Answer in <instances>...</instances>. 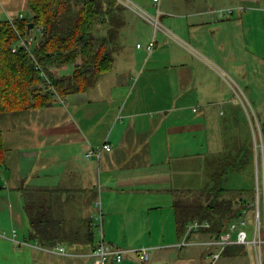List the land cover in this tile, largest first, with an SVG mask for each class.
Returning <instances> with one entry per match:
<instances>
[{
	"label": "crops",
	"instance_id": "0c3cea01",
	"mask_svg": "<svg viewBox=\"0 0 264 264\" xmlns=\"http://www.w3.org/2000/svg\"><path fill=\"white\" fill-rule=\"evenodd\" d=\"M235 1L231 5L242 3V0ZM257 1L246 0L245 3L252 7ZM240 9L244 10V7L240 6ZM199 15L201 19L189 22L182 21L181 17L173 18L172 26L179 35L199 44L197 34H206L205 28H211L215 34L218 20L230 17V14L228 17L216 15L214 9H205ZM216 33L214 38L220 37ZM160 41L164 44V37ZM160 41H157V46ZM157 46L150 53L143 50L133 51L137 56L125 55L122 66L126 72L123 75L121 71H115L114 62L108 72L111 74L109 78L98 85L101 87L108 83L112 87L107 100L110 101V111L98 113L99 117L89 110L98 100L91 86L87 91L65 97L55 95L52 103L44 107L47 109L44 116L52 119L38 128L44 143L30 145L22 152L13 187L18 190L25 182L27 187L38 193L42 190L50 200L55 201L54 212L65 216L66 225L80 232L79 240L66 244L68 251L74 255H60L62 258L59 261H52L47 257L51 253L43 251L46 256L37 253L24 257L22 261L25 264H86L90 260L87 254L94 244L84 234L93 221L95 240H98L96 217L99 200L104 215L105 241L106 232L108 235L115 233L116 225L120 230L119 235L109 236L108 243L112 246L126 249L152 247L154 252L163 241L170 247L177 243L176 237L182 239L174 211L180 185H187L194 193L197 178L205 176V159L223 151L222 145H227V140L222 137L213 139L209 131L211 112L200 111L195 106L197 98L202 101L204 97L201 95L203 91L196 89L199 78L196 76L198 61L195 58L201 59L195 57L194 52L190 54L186 48L185 51L172 49L171 60L166 65L170 71L168 85L143 76V59L155 63L152 67L154 72L163 67L157 59L160 49ZM137 48L143 49V46ZM186 55L190 58L188 61ZM57 99H60L61 105L54 103ZM55 118L59 122H52ZM213 126L220 128L219 123ZM29 127L36 129L37 125L34 123ZM89 127L90 132L87 130ZM97 128L100 131L94 134ZM232 135L235 133L228 140L236 142V145H242L247 138ZM104 143H109L112 149L103 150L100 158L86 157L91 147ZM213 145L219 146L213 148ZM8 170L10 179L12 172L10 168ZM3 172L0 168V174ZM22 222L21 218L20 224ZM134 231L140 233V241L133 242L125 235ZM193 237L195 241L204 240L206 234L197 233ZM22 247L35 250L31 246ZM18 259L16 263L19 264L21 260ZM140 262L138 254L130 252L121 262L110 260L107 264ZM150 262L151 259L147 263Z\"/></svg>",
	"mask_w": 264,
	"mask_h": 264
},
{
	"label": "rangeland",
	"instance_id": "374dc122",
	"mask_svg": "<svg viewBox=\"0 0 264 264\" xmlns=\"http://www.w3.org/2000/svg\"><path fill=\"white\" fill-rule=\"evenodd\" d=\"M130 1L137 10L118 1L123 5L122 9L115 10L111 15L114 18L112 23L108 20V23L100 26V33H97L99 36L109 39L110 53L114 62L116 61L115 71H121V75L125 74L126 69L122 66L125 55H132L133 51L143 52V50L150 53L162 37H164L165 42L162 44L163 42L160 41L161 44L157 46L160 48L157 59L160 64H163V67L154 72L152 67L155 66V63L143 59L141 63L145 62L143 64L145 67L143 76L145 78H155L165 85L169 84L170 71L166 65L171 60L170 52L173 48L177 51H185L186 48L190 54L194 52L195 57L201 59L195 58L198 61L196 76L199 78L196 89L199 92L203 91L201 95L204 100L199 101L197 98L195 106L200 111L211 112L209 131H211L213 139L214 137H222L227 140V145H222L224 146V153L235 147L236 142L228 140L234 133L235 135L232 137H249L255 145V151L257 148L261 150L259 159L257 152H255L253 178L245 177L240 171H235L229 186H248L251 179L252 181L255 179L256 196L259 195L260 198L261 216L264 223V163L262 159L264 155L262 133L264 122V0H258L252 7H248L245 3L246 0H242L238 6L231 5L236 2L235 0H159L158 3L154 0ZM240 6L244 7V10H241ZM229 8H234V12L230 14L229 18L218 20V26L214 27L216 32L220 34L218 38H214L217 33H212L211 28H205L206 34L204 33L203 36L197 34L198 44L193 39L179 35L178 30L172 26V19L177 17H181L184 22H189L191 19H201L199 14L205 9H214L216 15L228 17L227 10ZM158 9L162 13L158 14ZM140 12L158 18L159 23L146 19ZM193 14L195 15L192 17ZM249 14L250 16H248ZM32 15L33 12L28 0H0V19L30 18ZM39 36L40 31L35 28L30 37L21 40V43L30 44V48L33 50L37 45ZM153 41L155 42L154 48L150 51L146 50V45ZM138 43L143 46V49L137 48ZM133 55L137 56V54ZM188 59L190 58L186 55V60L188 61ZM72 70L73 65H69L67 69L61 71V74L71 73ZM109 75L111 74L99 75L91 83V87L95 89V98L98 100L93 103L89 110L95 113L96 117H99L98 113L110 111V101L107 100L111 96L112 87L108 83L98 87L100 82L109 78ZM168 77L169 81H167ZM60 102V99H57L54 103L61 105ZM63 105L65 104L63 103ZM73 110L75 111V109ZM46 111L47 109L44 108L38 110L23 109L0 114V126L3 129L2 140L5 148L4 162L0 168L4 172L10 168L12 172L11 178L4 184L5 188L0 190V264H18L16 263L17 260L19 261L18 258L21 260L19 264H25L22 261L24 257L37 253L46 256L43 251L35 247H33L35 250L22 247L26 245H19L10 238L13 230L17 231L18 236L16 238L18 240L29 237V220L23 207L26 196L23 197L13 186L16 185L17 166L21 161L22 152L30 145H42L44 143L42 137L39 136L38 128L41 124L52 120L44 116ZM58 118L53 119L52 122H59ZM96 119L94 118V120ZM34 123H36L37 128L31 129L29 126H33ZM217 123L221 129L213 126ZM87 130L90 132V127ZM99 131L97 128L93 133L98 134ZM22 135L28 136L22 137ZM218 146L213 145V148ZM198 170H202V168ZM200 173L202 174V171ZM197 179L199 182H196L195 189H200L209 178L206 174ZM21 185L28 186V184L25 185V182ZM188 192L186 190L184 196L196 197L198 195ZM29 193L32 194V192ZM231 193L230 191L229 194ZM234 194L237 196L238 192L236 191ZM255 202L257 203V199ZM255 209L251 210L248 218V228L250 229L254 223ZM21 218L23 222L20 224ZM115 228V233L108 235L106 232L107 243L110 241L109 236L113 237L115 234H120L118 225ZM139 234L136 231L129 233V235L125 233L133 242L140 241ZM96 237L99 239L98 233H96ZM194 238L188 239L189 243L183 247L177 246L178 241L182 240L178 237L175 238L177 243L170 245V247L166 246L163 241L159 248L155 249L154 252L152 251L150 264H257L252 247L232 245L222 253L220 259H213L211 253L218 248L204 243L208 240L207 235L206 238H203L204 240L195 241ZM125 246L129 247V245ZM60 255L51 253L47 254V257H50L52 261L54 259L59 261L62 258ZM140 263L148 264L143 261Z\"/></svg>",
	"mask_w": 264,
	"mask_h": 264
},
{
	"label": "trees",
	"instance_id": "16d2710c",
	"mask_svg": "<svg viewBox=\"0 0 264 264\" xmlns=\"http://www.w3.org/2000/svg\"><path fill=\"white\" fill-rule=\"evenodd\" d=\"M28 4L33 12L30 18L0 19V114L44 108L52 103L55 95L65 97L87 91L95 77L108 73L114 65L109 39L97 33L108 20L112 23L115 10L122 9L118 0H28ZM31 22L35 23L31 33L35 28L40 31L33 50L21 43L31 35L28 33ZM69 65H73L72 72L61 74ZM262 129L264 151V122ZM2 139L0 126V165L5 152ZM254 146L247 137L245 143L235 145L227 153L221 151L207 157L203 172L209 179L194 190L196 197L184 196L186 190L193 191L181 186L174 202L181 238L189 223L209 220V228L191 232L188 239L195 233H205L208 240L217 239L248 204L256 201L255 179L248 186H229L235 171L253 178L255 152L258 159L261 153ZM262 159L264 163V155ZM4 188L0 186V190ZM18 191L26 196L23 207L31 240L47 246L79 240L80 231L66 225L67 218L54 212L55 201L42 190L38 193L21 186ZM87 228L84 236L95 245L94 222Z\"/></svg>",
	"mask_w": 264,
	"mask_h": 264
},
{
	"label": "built area",
	"instance_id": "2783aa9c",
	"mask_svg": "<svg viewBox=\"0 0 264 264\" xmlns=\"http://www.w3.org/2000/svg\"><path fill=\"white\" fill-rule=\"evenodd\" d=\"M129 6L132 9H135L130 0H118ZM156 3L159 0H154ZM137 10V9H135ZM234 12L233 8L227 10V14H232ZM141 13V12H140ZM157 13H162L158 9ZM146 19L150 21H155L159 23L158 18H153L146 14L141 13ZM27 48H30V44L24 43ZM155 42H151L146 45L147 50H152L154 48ZM141 47L140 44L137 45ZM112 147L109 143H104L98 147H91L86 152V157H96L100 158L103 150H111ZM101 200L98 201L97 206H99V212L96 217V230L99 235V239L96 241L93 249L87 254L91 259L86 264H107L110 260L116 262H121L124 256L130 252H136L138 257L143 262H148L151 259L152 247H142L137 249H126L121 247L112 246L107 243L104 239V215L101 207ZM260 198L257 196V203L252 202L242 211L239 217L234 219L226 228V230L220 235L217 239H210L205 241V244L217 247L218 249L211 253L213 259H218L223 251L232 245H245L252 249L255 252L257 264H264V223L262 222L261 208H260ZM255 209L254 212V223L252 228H248V218L252 209ZM211 223L209 220H195L188 224L186 234L181 241L177 243L178 247H183L189 243L188 235L191 232L198 231L203 228H209ZM17 231L13 230V234L10 238L13 239L19 245H26L35 247L38 250L47 252V253H56L61 255H74L70 253L67 249L65 243H57L55 245L47 246L43 245L37 241H32L30 237L24 238V240H18Z\"/></svg>",
	"mask_w": 264,
	"mask_h": 264
},
{
	"label": "water",
	"instance_id": "95a60500",
	"mask_svg": "<svg viewBox=\"0 0 264 264\" xmlns=\"http://www.w3.org/2000/svg\"><path fill=\"white\" fill-rule=\"evenodd\" d=\"M35 26V23L34 22H31L29 23V26H28V33L30 34L32 29L34 28ZM10 177V170H5V172L3 174H0V186H3L6 182L7 179H9Z\"/></svg>",
	"mask_w": 264,
	"mask_h": 264
}]
</instances>
